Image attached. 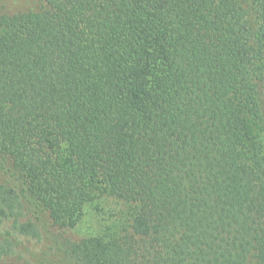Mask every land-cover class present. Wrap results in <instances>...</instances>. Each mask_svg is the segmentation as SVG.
<instances>
[{"label": "trees", "instance_id": "trees-1", "mask_svg": "<svg viewBox=\"0 0 264 264\" xmlns=\"http://www.w3.org/2000/svg\"><path fill=\"white\" fill-rule=\"evenodd\" d=\"M0 170V264H264V0H0Z\"/></svg>", "mask_w": 264, "mask_h": 264}, {"label": "rangeland", "instance_id": "rangeland-1", "mask_svg": "<svg viewBox=\"0 0 264 264\" xmlns=\"http://www.w3.org/2000/svg\"><path fill=\"white\" fill-rule=\"evenodd\" d=\"M0 182L7 185L12 184L10 178L1 170ZM130 219L131 208L129 206L111 197L99 196L84 206L81 221L75 228L67 230L66 236L74 240L94 236L109 237L126 227ZM38 220L41 225V235L37 238L17 237L13 249L15 255L8 258L6 264H34L43 259L49 264H73L57 250L55 243L59 236L58 229L44 218Z\"/></svg>", "mask_w": 264, "mask_h": 264}]
</instances>
